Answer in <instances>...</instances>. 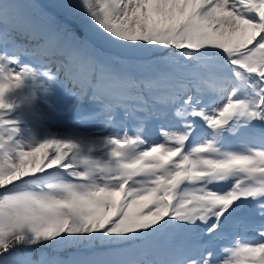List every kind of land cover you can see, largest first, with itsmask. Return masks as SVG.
<instances>
[{"label":"snow or ice","instance_id":"6c2138e0","mask_svg":"<svg viewBox=\"0 0 264 264\" xmlns=\"http://www.w3.org/2000/svg\"><path fill=\"white\" fill-rule=\"evenodd\" d=\"M0 264H264V0H0Z\"/></svg>","mask_w":264,"mask_h":264}]
</instances>
